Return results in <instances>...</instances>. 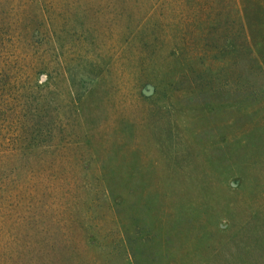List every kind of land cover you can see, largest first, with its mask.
<instances>
[{
	"label": "rangeland",
	"instance_id": "1",
	"mask_svg": "<svg viewBox=\"0 0 264 264\" xmlns=\"http://www.w3.org/2000/svg\"><path fill=\"white\" fill-rule=\"evenodd\" d=\"M0 85V264H264V0H0Z\"/></svg>",
	"mask_w": 264,
	"mask_h": 264
},
{
	"label": "trees",
	"instance_id": "2",
	"mask_svg": "<svg viewBox=\"0 0 264 264\" xmlns=\"http://www.w3.org/2000/svg\"><path fill=\"white\" fill-rule=\"evenodd\" d=\"M2 63H4V62H2ZM0 90H2V85H0ZM0 104L2 105V108L0 107V112H4V115H6V113H9V111L12 112V110H11V108L8 105L6 100H1ZM0 128L2 130L1 125H0ZM3 129H5V127ZM1 139L2 140L0 142V156L3 155L4 151L11 150V149H13V147L16 148V145H18L17 139H15V138H10V137H7L5 135L4 136L1 135ZM2 183H4V180H2V177H0V184H2ZM0 188H2V187H0Z\"/></svg>",
	"mask_w": 264,
	"mask_h": 264
}]
</instances>
